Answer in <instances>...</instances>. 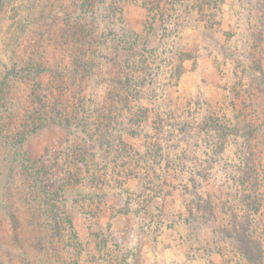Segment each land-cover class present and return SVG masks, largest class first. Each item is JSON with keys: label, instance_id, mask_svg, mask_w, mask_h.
<instances>
[{"label": "rangeland", "instance_id": "rangeland-1", "mask_svg": "<svg viewBox=\"0 0 264 264\" xmlns=\"http://www.w3.org/2000/svg\"><path fill=\"white\" fill-rule=\"evenodd\" d=\"M71 1L0 0V123L26 120L37 97L46 110L60 99L62 82L37 69L92 58V75H65L75 85L61 93L81 100L76 120H119L124 145L115 135H105L111 146L82 143L54 124L20 140L0 134V264H255L210 240L228 201L255 221L264 255V0H107L105 24L69 25L63 37L48 15ZM104 25L106 44L96 38ZM36 80L52 94L34 93ZM204 120L240 134L219 151L220 130ZM2 156L22 167L15 180ZM249 160L256 180L241 185ZM207 199L212 216L195 211Z\"/></svg>", "mask_w": 264, "mask_h": 264}, {"label": "trees", "instance_id": "trees-1", "mask_svg": "<svg viewBox=\"0 0 264 264\" xmlns=\"http://www.w3.org/2000/svg\"><path fill=\"white\" fill-rule=\"evenodd\" d=\"M63 4H66L64 1H62ZM75 3V5H73V7H68V6H61V12H59V14L54 13V11L52 12V14L48 15L49 19L47 21H49L51 23V25L54 27L57 26L55 23H62L65 27L67 28L69 27V25L75 26L77 28V26H79L81 28V26H88V24H93L91 23L92 21L94 22L95 19H99L103 24H105L106 22V15L105 14H100L98 13L99 10L101 9V6H104L107 4V0H92V4L91 6H89V4L87 3V0H72L70 3L68 4H72ZM62 4V5H63ZM86 10L88 13L86 14H82V12ZM96 11V12H95ZM96 14V18H93ZM89 18L88 22L86 20V18ZM51 19L53 20L54 23L51 22ZM122 23V22H121ZM91 26V25H90ZM104 25L102 27L101 30V35H99L96 38H100V40L102 41V44H106L107 41H109L110 39V30L105 28ZM56 28H58L61 31V34L63 37H65L64 33H68V28L62 30L59 26H57ZM91 28H93V26H91ZM107 29V30H106ZM108 33V35H107ZM122 43V42H121ZM135 45H137V42H134ZM34 49H39L40 47H42L41 45L38 44H33ZM32 46V47H33ZM133 46V44L131 45ZM133 51V50H132ZM142 52V50H141ZM140 53V51L138 52ZM143 53V52H142ZM144 53H146V50H144ZM84 58V57H82ZM142 58V57H141ZM33 60L36 61L34 58H32L28 65L26 66L27 71H31L34 68H31L33 66ZM144 60V59H143ZM44 61V60H42ZM59 62H53L52 65L49 67L50 70H48V68H41V70L37 69L38 75L37 77H39V75L41 74H47L48 72H51L52 75H54V77L56 78V80H60L62 83V87L57 86L55 89L58 91L57 96L60 97V99L55 97V94L57 92H55V94L53 95V99H55V102L53 104V107H50V110H46L48 106V103H44L43 100L45 99L46 96L43 97H37V102H35V105H40L39 108H34L32 110V112H27V110L24 108L23 111L25 112L24 115L27 114V116H25L26 120H21L20 124H18L16 122V120H8L7 123H0V134H2L3 132L6 133L7 135H11V133H13L14 138H18L19 140L21 138H23V136L25 134H32L34 133L36 130L48 126L50 124H54L57 126H62L63 128H65V130L71 134L72 132L77 133L79 135H81V141L82 143H89V144H93L96 143L99 146L103 147L104 145L107 146H111L110 143L108 142L107 138L105 137V135H107V137H114L113 135H115V140H117L118 144L120 146L124 145V141L121 138V134L123 133H127L122 131L123 127L120 126V121L119 120H115L114 122L110 121L109 125H97V123L93 120H89L90 116L86 118L87 114H82V118H84V120H76V118L79 116V110H80V104H81V100H79V104L75 103V105L72 103V106L69 104L68 100L65 99L63 96L64 94L61 93V91L63 89H67V85H75L74 83V78L73 80H71V78L69 76H67V78L64 80V76L65 75H72V77H76L75 75L79 74V72H83L84 75H92V69L97 67V63L94 62V59H76L74 61H72L71 63H69V65L67 67H62L61 63L64 62V59H60L58 60ZM42 63V62H41ZM137 62H134V64H136ZM144 63V61H143ZM43 65V64H41ZM30 66V67H29ZM16 67V66H15ZM36 70V71H37ZM48 71V72H47ZM91 71V72H90ZM104 72V71H103ZM102 72V73H103ZM104 75V74H103ZM36 76V75H35ZM34 76V77H35ZM38 79V78H37ZM54 81V80H53ZM72 81V82H71ZM69 82V83H68ZM2 86V87H1ZM0 86V90L1 92L3 91L2 89L4 88L5 84ZM49 86H46L41 84L40 80H36V82H34L33 85V92L35 93V91L38 92H42L43 94L46 93H50L52 94V91L49 90ZM36 95V94H34ZM36 100V96L34 97ZM74 107V108H73ZM82 109V108H81ZM16 112L18 110H21L20 108L17 109L16 107ZM83 110V109H82ZM53 113L54 116L50 117L51 114ZM71 115L73 116V118H69L68 116ZM1 121V120H0ZM113 124L116 125L117 128H115L114 131V126L113 128H110L109 126ZM122 127V128H121ZM204 127H211V128H217L218 130H220V137L222 139V145L221 147H219V151H221L222 148H224L223 145V141H225L230 134H240V127L239 129L237 128L238 131H236V129H232L231 127H228L227 125H223L220 124V122H218V120H204ZM17 129V130H16ZM247 129V128H246ZM248 136L251 138V131L248 130ZM21 133V134H20ZM129 133V132H128ZM131 133V132H130ZM16 135V136H15ZM19 135V136H18ZM21 137V138H20ZM102 139V140H100ZM20 143V141H18V144ZM251 151V150H250ZM249 151V152H250ZM254 154V153H252ZM250 153V156L253 157ZM2 158H5L6 160L9 161L11 168L9 170L14 171L13 173L11 172V180H15L16 175L18 170H20L21 168L18 167L16 165V163L14 162V159L10 156H8V158L2 156ZM248 160V159H247ZM252 163H250V160L247 162L246 165V174L244 175V177L241 178V185L248 183L249 181H251V179L256 180L255 179V173H256V169L254 168V166H251ZM28 169V168H27ZM31 170V169H30ZM25 171V170H24ZM26 173H29L28 170L25 171ZM19 175V174H18ZM27 175L24 174L23 178H22V174H20L19 180L18 181H22V180H27L29 177H26ZM21 177V179H20ZM56 184V183H55ZM44 186V184H41V188ZM57 189L63 188V184H56ZM44 194V197H42V199H44L43 201H45L47 204V198L50 197L49 191L48 190H43L42 191ZM46 196V198H45ZM256 197H258V194H255ZM244 201L247 202V204H250L248 207L249 209L253 208V205H255L254 203H252V199L249 196H246L244 198ZM254 202V200H253ZM213 202L210 200H204L203 203H198L195 206V211L199 214L202 213V211L204 210V215L205 213L208 214L209 216H212L213 213L212 211L214 210V206L212 204ZM46 204V205H47ZM220 206H221V211L224 214L228 215V219L224 220L222 223V229L217 233L214 234V236L211 238L210 242H217V240L219 239L218 242H222L224 239V243L226 241H229V243L231 245H235L236 251L240 252L244 257H246L248 260L253 261L255 264L256 263H262L264 262V255L260 246V239H257L256 237H253V232H252V226L254 225L252 222L253 219H251L250 215L246 212V211H242L240 212V214L238 212H236L235 210H233L232 204H229L228 201H225L223 203L219 202ZM207 210V211H205ZM61 235V232L55 231V234L53 233L52 236H59ZM110 236V235H109ZM53 239V238H52ZM76 239V236H75ZM52 243V240H51ZM116 247H118V244H115ZM77 247H79V244L77 245ZM234 248V249H235Z\"/></svg>", "mask_w": 264, "mask_h": 264}]
</instances>
